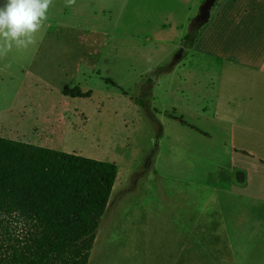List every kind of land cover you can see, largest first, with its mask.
Listing matches in <instances>:
<instances>
[{
  "label": "rangeland",
  "instance_id": "1",
  "mask_svg": "<svg viewBox=\"0 0 264 264\" xmlns=\"http://www.w3.org/2000/svg\"><path fill=\"white\" fill-rule=\"evenodd\" d=\"M240 2L217 0L210 20L205 24L198 20L195 44L182 43L175 49V54L184 49L180 58L170 51L154 53V35L161 37L154 24L128 27L126 38L117 41L100 35L102 28L87 33L80 32L82 28H52L46 37L41 30L34 45L14 48L0 58V136L119 164L117 183L130 188L121 203L123 220L115 223L110 218L122 187L112 192L101 220L109 214L110 237L117 235L106 264H182L187 257L197 264L193 251L183 250L182 243L173 244L167 229L154 227L156 208L169 217L168 203L190 198L198 206L213 192L220 199L231 243L243 248L238 257L249 258L246 245L261 242L263 229L252 227L264 218L253 222L226 203L230 198L244 201L247 192L229 185L216 189L233 164L244 166L247 172L237 176L245 180L248 172L253 173L257 189L252 186L248 192L260 196L263 204L264 75L252 70L264 62V11L256 24L231 27L219 22L217 15L240 10ZM259 3L264 5V0ZM200 6L191 23L197 22ZM234 59L245 66L238 69L239 78L230 72ZM170 62L182 67L180 73L164 76L154 92L155 83H146L147 78ZM66 84L92 89L93 94L64 95ZM242 84L237 93L246 96L243 103L215 102L220 88L227 94L235 89L233 85ZM137 97L147 106L136 102ZM171 116L183 117L208 135ZM221 187L227 188L226 196L219 192ZM163 224L167 225L166 219ZM206 241L228 242L226 238Z\"/></svg>",
  "mask_w": 264,
  "mask_h": 264
},
{
  "label": "trees",
  "instance_id": "2",
  "mask_svg": "<svg viewBox=\"0 0 264 264\" xmlns=\"http://www.w3.org/2000/svg\"><path fill=\"white\" fill-rule=\"evenodd\" d=\"M199 27L191 23L184 44H195ZM174 65L159 66L146 83ZM62 92L93 94L69 84ZM135 101L147 106L143 98ZM118 173L115 161L0 136V264H88Z\"/></svg>",
  "mask_w": 264,
  "mask_h": 264
},
{
  "label": "crops",
  "instance_id": "3",
  "mask_svg": "<svg viewBox=\"0 0 264 264\" xmlns=\"http://www.w3.org/2000/svg\"><path fill=\"white\" fill-rule=\"evenodd\" d=\"M200 1L76 0L75 5L67 7L65 6V0H53V5L48 10V20L42 29V36H48L52 28H82L80 32L84 30V33L93 31L91 28H102L100 35L108 37V41L111 38L117 41L121 38H126L128 27H141L154 24L155 31L161 34V37L156 33L154 35V53L167 51L174 53L175 49L179 45H182L183 38L190 29L192 16L196 15L199 9ZM240 1V10L224 16H220L218 13L219 22H223L227 27H231L235 23L239 25L256 24L260 13L264 11V5L260 4L259 0H256L253 4H247L243 0ZM0 3H3V0H0ZM261 20H264L263 16ZM163 21L166 22L163 23ZM164 30L170 34L167 36L165 33H161ZM194 53L197 56L200 55L215 59L210 54H203L201 52ZM233 62L234 65L230 72H235L236 76H238V69H242L245 66L243 61L239 62L237 59H234ZM181 69L182 67L174 65L171 71L161 73L154 82V92L161 88L160 85L164 80V76L172 74L178 76ZM253 71L261 72L264 75V62L259 67L255 66ZM169 78L172 80L171 77ZM224 80L225 78L222 77L221 81ZM233 87L235 89L227 92V94L224 91L222 92L220 88L215 102L227 100L230 103V101L238 102L240 100L243 103L246 96L237 93V89L239 87L243 88V84L233 85ZM262 135L264 137V132ZM240 171L247 172L244 166L233 164L226 171L227 179L220 181L216 189L219 185H229L233 189L246 191L248 196L244 201H239L237 198H230L226 203L231 204L237 215H241L254 222L256 219L264 218V197H262L263 204H260V196L249 194L248 190L252 186L254 189H257L256 180L253 173L251 175L249 172L245 180L239 178L237 174ZM117 180L112 192H116L117 187L118 189L122 187L117 193L120 194L119 198H115V206L120 207L121 203L125 202L128 198V194L125 191L129 190L130 186H125L122 183L118 184ZM219 192L222 196H226L228 190L225 187H221L219 188ZM216 195L217 192H213L209 198H205L202 202L199 200L198 206L191 203L190 198H185L183 202L172 201L168 203V207L171 209L169 217L162 215L160 213L161 209L157 207V220L154 222V227L163 231L167 229L168 234L173 237V244L182 243L183 250L186 249L188 252L193 251L194 255L200 258H197V264H264V232L262 233L260 243L246 245V249L251 251L249 258L240 259L238 255L243 248L234 246L231 243L230 233L222 214L221 202ZM110 205H112V201ZM164 219L167 220V225L163 224ZM252 228L253 230H259L261 228L264 231V222L259 225L254 223ZM180 237L186 240L181 241L179 239ZM191 238H195L196 241L192 243L190 241ZM208 238L218 240L226 238L228 242H207L206 240ZM182 264H191L190 258H185Z\"/></svg>",
  "mask_w": 264,
  "mask_h": 264
},
{
  "label": "clouds",
  "instance_id": "4",
  "mask_svg": "<svg viewBox=\"0 0 264 264\" xmlns=\"http://www.w3.org/2000/svg\"><path fill=\"white\" fill-rule=\"evenodd\" d=\"M76 0H65V6ZM53 0H3L0 3V58L13 49H27L36 43L37 34L48 20Z\"/></svg>",
  "mask_w": 264,
  "mask_h": 264
},
{
  "label": "bare ground",
  "instance_id": "5",
  "mask_svg": "<svg viewBox=\"0 0 264 264\" xmlns=\"http://www.w3.org/2000/svg\"><path fill=\"white\" fill-rule=\"evenodd\" d=\"M86 150L90 151L89 149H86ZM120 176H121V173H119V177ZM117 190H118V187H117ZM110 207L111 205H109L108 209H110ZM121 210H122V206L117 207L116 210L113 211L110 217L113 220V222L117 223L123 220V215L121 213ZM108 215L105 217V221L101 223L98 229L97 237H96L95 244L93 247L94 249L92 251L88 264H106L105 258L107 260V257H106L107 253L111 249H114L115 244L117 243V235H112V237H110V234H109V222L107 223L106 221V218L108 217ZM110 225L112 224L110 223ZM108 244H109V247H107Z\"/></svg>",
  "mask_w": 264,
  "mask_h": 264
},
{
  "label": "water",
  "instance_id": "6",
  "mask_svg": "<svg viewBox=\"0 0 264 264\" xmlns=\"http://www.w3.org/2000/svg\"><path fill=\"white\" fill-rule=\"evenodd\" d=\"M216 1L217 0H204L203 1V3L200 6V10H199L200 13H199L198 17L196 18L197 22H199L198 20H200L201 22H203L205 24L206 22H208L210 20L211 13H212V10L214 8ZM183 51H184V49L182 48L181 51L176 54L175 58H180Z\"/></svg>",
  "mask_w": 264,
  "mask_h": 264
}]
</instances>
